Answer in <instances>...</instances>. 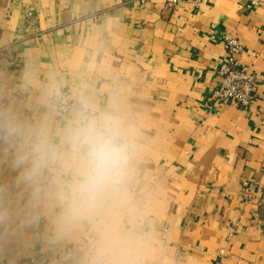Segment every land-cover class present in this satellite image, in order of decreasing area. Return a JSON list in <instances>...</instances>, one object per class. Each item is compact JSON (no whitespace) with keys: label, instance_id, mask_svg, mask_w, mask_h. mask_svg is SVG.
<instances>
[{"label":"crops","instance_id":"crops-1","mask_svg":"<svg viewBox=\"0 0 264 264\" xmlns=\"http://www.w3.org/2000/svg\"><path fill=\"white\" fill-rule=\"evenodd\" d=\"M166 2L0 0V45L12 49L0 51V105L59 127L88 100L116 111L134 145L126 196L107 216L58 235V208L25 225V201L13 200L0 264H84L105 222L131 233L142 264H264L259 193L245 200L244 190L264 188V2L182 0L171 10ZM223 32L244 44L240 61L260 79L249 107L213 97ZM62 89L72 106L57 120ZM13 177L0 162V183ZM231 224L239 233L228 241Z\"/></svg>","mask_w":264,"mask_h":264},{"label":"clouds","instance_id":"clouds-1","mask_svg":"<svg viewBox=\"0 0 264 264\" xmlns=\"http://www.w3.org/2000/svg\"><path fill=\"white\" fill-rule=\"evenodd\" d=\"M133 149L123 118L88 100L73 106L59 127L0 105V162L14 173L11 184L0 183V224L8 222L15 199L25 201V225L58 208L53 217L58 235L82 221L107 216L126 196ZM84 264L142 262L131 233L105 222Z\"/></svg>","mask_w":264,"mask_h":264},{"label":"built area","instance_id":"built-area-1","mask_svg":"<svg viewBox=\"0 0 264 264\" xmlns=\"http://www.w3.org/2000/svg\"><path fill=\"white\" fill-rule=\"evenodd\" d=\"M134 1V0H132ZM138 1L137 7H142L145 0ZM182 0H167L165 3L166 9H174ZM264 0H249L247 7L254 8L261 5ZM199 6L198 1L193 2ZM27 24H32L34 15L30 12L25 15ZM220 42L225 50L226 58L217 68V73L220 76V81L213 88L212 94L217 101H231L241 107H249L254 104L256 99L257 85L260 79L253 72L251 66L240 61V57L245 53L246 47L236 37L227 32H223L220 37ZM6 50L11 52L10 45L1 46L0 51ZM251 55L256 58L258 53L252 52ZM10 65L15 66V58L10 59ZM72 106L71 94L68 90L62 89L53 97L54 116L57 120H63L69 113ZM245 200H251L254 192L258 191V209L256 211V219L254 224L257 228L264 226V188H259L253 182H246L244 185ZM239 233V226L231 224L228 230V241ZM229 250L222 248L219 250L220 256H226Z\"/></svg>","mask_w":264,"mask_h":264}]
</instances>
